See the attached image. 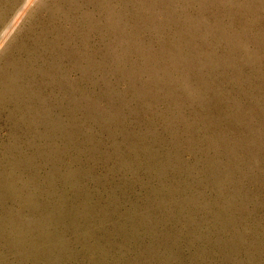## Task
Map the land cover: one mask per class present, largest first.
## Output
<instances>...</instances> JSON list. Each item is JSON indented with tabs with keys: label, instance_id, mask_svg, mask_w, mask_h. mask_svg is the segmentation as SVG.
Masks as SVG:
<instances>
[{
	"label": "rangeland",
	"instance_id": "374dc122",
	"mask_svg": "<svg viewBox=\"0 0 264 264\" xmlns=\"http://www.w3.org/2000/svg\"><path fill=\"white\" fill-rule=\"evenodd\" d=\"M28 2L0 0V264H264V0Z\"/></svg>",
	"mask_w": 264,
	"mask_h": 264
},
{
	"label": "bare ground",
	"instance_id": "6f19581e",
	"mask_svg": "<svg viewBox=\"0 0 264 264\" xmlns=\"http://www.w3.org/2000/svg\"><path fill=\"white\" fill-rule=\"evenodd\" d=\"M29 2H30V0H29ZM29 2H28V3H29ZM33 3H34V2H33ZM29 4H30V3H29ZM25 11H26V10H25ZM22 12L24 13V11H22ZM21 18H22V17H21ZM15 21H16V20H15ZM15 21H14V22H15ZM16 23H18V22H16ZM12 25H13V24H12ZM14 26H15V25H14ZM15 27H16V26H15ZM4 34H5V33H4ZM8 34H9V33H8ZM6 35H7V34H6ZM2 36H3V35H2ZM5 37H6V36H5ZM8 37H9V36H8ZM2 41H3V40H2ZM0 43H1V42H0ZM2 43H3V42H2Z\"/></svg>",
	"mask_w": 264,
	"mask_h": 264
}]
</instances>
